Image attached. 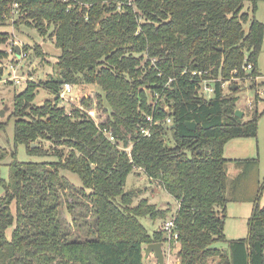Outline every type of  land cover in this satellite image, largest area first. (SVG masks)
<instances>
[{
    "label": "trees",
    "instance_id": "trees-1",
    "mask_svg": "<svg viewBox=\"0 0 264 264\" xmlns=\"http://www.w3.org/2000/svg\"><path fill=\"white\" fill-rule=\"evenodd\" d=\"M261 1L0 0L1 23L13 11L18 27L30 26L60 49L56 74L44 81L54 99L36 105L33 80L15 96L14 141L32 154H47L41 144L32 147L40 139L69 147L53 162L16 160L9 182L1 175L0 147V264H145L144 246L166 238L163 229L151 234L140 218L166 217L171 208L145 197L132 205L139 192L125 185L136 168L178 202L171 219L179 264H264V185L251 201L248 234H225L229 202L241 198L229 193L224 147L257 136L259 114L249 121L237 117L241 85L234 80L238 89L228 93L223 85L258 73L264 24L255 10ZM246 2L253 4L252 18L243 11ZM8 39L9 32L0 31V44ZM35 53H43L40 44ZM7 57L0 51V60ZM205 78L215 79L209 99L199 93ZM65 82L77 87L69 106L60 103ZM148 114L173 123L151 125ZM190 121L196 129L188 128ZM62 169L82 179L76 190L84 200L67 207L74 227L89 226L83 235L64 216V195L75 187Z\"/></svg>",
    "mask_w": 264,
    "mask_h": 264
},
{
    "label": "rangeland",
    "instance_id": "rangeland-1",
    "mask_svg": "<svg viewBox=\"0 0 264 264\" xmlns=\"http://www.w3.org/2000/svg\"><path fill=\"white\" fill-rule=\"evenodd\" d=\"M133 1V0H130ZM244 12L250 13V17L253 15V4L246 2ZM255 17L264 24V1L259 2L256 10ZM17 20L16 13L12 11L11 16L6 22H0V31L9 32V41L0 44V51L6 50L8 52L7 61H11L18 66L19 74H23L28 78L33 79L39 84L37 96L34 101L36 105L43 104L47 100H53L54 95L45 85L44 81L56 74L55 66L58 60V53L60 49L47 38H43L40 33L30 26L20 23L19 27L15 23ZM250 22L245 23V29L249 28ZM264 34V33H263ZM37 44L42 46L43 53H35ZM25 50L24 47H28ZM22 47L23 52H27L25 58L20 57V49ZM19 51V55H18ZM256 67L258 73L256 76L247 77L244 79L239 78L235 80L241 88L238 92L237 110H241L243 115L241 118L244 121L253 119L255 114L258 116V127L257 136L254 137H240L235 140H230L225 144L224 153L229 159L227 163V169L229 174V193H232L236 198H241V202L235 201L228 205V217L225 228V234L229 239H232V231L235 227L239 230L238 234L246 236L248 233V213L249 210L246 208L244 202H251L256 199L259 189L264 185V39L260 49V53L257 57ZM8 74H0V147L3 149V160L1 166V175L5 182H9L12 172V164L16 160L19 162H39L47 161L53 162L58 159L56 152L62 151L64 155L69 152V147L54 145L53 142L40 139L37 143L41 144L47 154H32L29 152L28 145L26 143L16 145L14 141V129H15V118L11 117L15 110V96L26 87L27 79L21 83H15L13 81H6ZM234 81V80H233ZM231 84L224 85V92H230ZM77 88V87H76ZM74 88L75 90H77ZM87 92V90H82ZM211 97V94H208ZM69 102H66V106H69ZM5 110L4 115L2 111ZM3 125V126H2ZM171 143L173 144V137L169 134ZM241 159H256L257 162L253 165L247 163L246 167L238 164ZM247 171V174L243 173V170ZM61 174L65 175L70 183L75 187L74 190H69L65 193L64 207L65 218L71 224L70 228L75 233L84 234V231L79 230L72 224V217L68 210L67 203L73 202L74 200H84L82 195L76 190L82 186V179L78 173L71 172L66 169L61 170ZM125 189L136 190L139 192V197L135 198L132 205H136L142 198H147L150 203L159 205L160 208H171V211L166 217H158L152 219L150 216H143L140 221L144 223L149 232L152 234L159 229H162L166 221L171 219L178 209V202L170 195L165 188H163L159 182L151 180L145 172L140 168H136L128 177ZM5 193V185L0 183V198ZM259 196V202L264 206V188ZM242 203V204H240ZM254 205L253 202H251ZM250 203V204H251ZM243 204H245L243 206ZM88 223L91 225L92 217H87ZM11 229V228H10ZM9 229V231H10ZM166 235V234H165ZM164 235V237H165ZM241 238V237H240ZM237 239V238H233ZM166 242V241H165ZM217 246L226 248V243H217ZM147 244L144 246V252ZM179 243L173 241V246L168 250L167 246L164 245L163 252L165 255L164 264H179V255L177 254ZM149 257H145V264H159L158 259L154 254H149ZM217 260H211V264H215Z\"/></svg>",
    "mask_w": 264,
    "mask_h": 264
},
{
    "label": "built area",
    "instance_id": "built-area-1",
    "mask_svg": "<svg viewBox=\"0 0 264 264\" xmlns=\"http://www.w3.org/2000/svg\"><path fill=\"white\" fill-rule=\"evenodd\" d=\"M130 5H132L131 1L128 3ZM120 8H122V6H120ZM20 57L25 58V56H27V52H23L22 51V47L20 49ZM7 58H3L2 60H0V71L2 76L6 73L8 74V77L6 79V81H13L16 84L21 83L23 81H25L27 79V81L29 80H33L31 78L26 77L23 74H19L18 71V66H16L14 63H12L11 61H7ZM251 70V65H248L246 67V70ZM198 71H194V74H197ZM199 74H201V72H199ZM233 80H237V78H232L230 80H227V82H225L226 84H231ZM26 81V82H27ZM215 79L213 78H205L203 80H201L199 82V93L200 96L204 97V98H211L214 94H215V90H216V86L214 85ZM224 83V84H225ZM74 88H76V85L73 84L72 82H65L62 86V90L60 92V103L62 105H66V102H69L71 100V96H74V94L76 93L77 90H75ZM208 94H211L212 96L209 97ZM147 121H149L151 123V125H154L156 123H162L164 126H169L173 123V120H171L170 117H166L165 119H156L154 118V114H148L146 117ZM144 135H150V128H144L143 131ZM108 139H110L111 141L115 142L116 139L114 137V135L112 133H108ZM126 150H130L129 148H125ZM165 231V238H166V242L164 241L163 243V248L164 245L167 246L168 250H170L173 246V241L178 242V233L177 231H175V221L173 219H169L168 221H166L165 225L162 228ZM178 250H179V246H178ZM164 253V252H163Z\"/></svg>",
    "mask_w": 264,
    "mask_h": 264
},
{
    "label": "water",
    "instance_id": "water-1",
    "mask_svg": "<svg viewBox=\"0 0 264 264\" xmlns=\"http://www.w3.org/2000/svg\"><path fill=\"white\" fill-rule=\"evenodd\" d=\"M18 55H19V51H18ZM250 74L252 73V71L249 72ZM232 90H237L238 89V85L233 84L231 86ZM2 115H4L5 110L1 112ZM243 115V112L240 110L236 111V116L237 117H241ZM186 125L188 126L189 129H196L197 124L195 121H190L187 122ZM39 145L37 144H33L32 147L33 148H37ZM154 254L155 257L158 259L159 264H164L165 263V255L163 253V243L161 241L159 242H151L149 244H147L146 248H145V252H144V256L147 258L149 257V254Z\"/></svg>",
    "mask_w": 264,
    "mask_h": 264
},
{
    "label": "crops",
    "instance_id": "crops-1",
    "mask_svg": "<svg viewBox=\"0 0 264 264\" xmlns=\"http://www.w3.org/2000/svg\"><path fill=\"white\" fill-rule=\"evenodd\" d=\"M235 139H237V138H235ZM235 139H232V140H235ZM229 203H232V202H229ZM244 203L246 204V208H244V209L249 210L250 213H248V214H249L248 216L250 217L254 205H252V203H251L250 201H249V202H244ZM250 203H251V204H250ZM240 204H242V203H240ZM245 204H243V206H244ZM249 217H248V218H249ZM232 233H234V234H232V236H230V237H232V239H233V238H240V237L243 238V237H245V236H242V234H238V233H239V230L237 229V227L234 228V230L232 231ZM247 234H248V233H247ZM226 236H227V234H226Z\"/></svg>",
    "mask_w": 264,
    "mask_h": 264
}]
</instances>
